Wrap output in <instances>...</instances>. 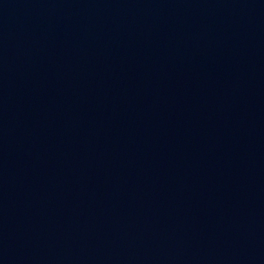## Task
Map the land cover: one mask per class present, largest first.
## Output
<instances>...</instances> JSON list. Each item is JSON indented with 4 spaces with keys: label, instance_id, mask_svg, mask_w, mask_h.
Instances as JSON below:
<instances>
[{
    "label": "water",
    "instance_id": "95a60500",
    "mask_svg": "<svg viewBox=\"0 0 264 264\" xmlns=\"http://www.w3.org/2000/svg\"><path fill=\"white\" fill-rule=\"evenodd\" d=\"M264 93V0H121Z\"/></svg>",
    "mask_w": 264,
    "mask_h": 264
}]
</instances>
